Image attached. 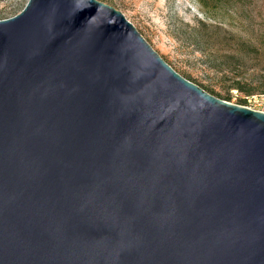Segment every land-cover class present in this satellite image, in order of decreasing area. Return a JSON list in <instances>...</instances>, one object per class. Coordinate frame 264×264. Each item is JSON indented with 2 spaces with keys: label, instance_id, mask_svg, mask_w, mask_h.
I'll return each mask as SVG.
<instances>
[{
  "label": "water",
  "instance_id": "1",
  "mask_svg": "<svg viewBox=\"0 0 264 264\" xmlns=\"http://www.w3.org/2000/svg\"><path fill=\"white\" fill-rule=\"evenodd\" d=\"M0 264H264V112L111 6L27 0L0 20Z\"/></svg>",
  "mask_w": 264,
  "mask_h": 264
},
{
  "label": "rangeland",
  "instance_id": "2",
  "mask_svg": "<svg viewBox=\"0 0 264 264\" xmlns=\"http://www.w3.org/2000/svg\"><path fill=\"white\" fill-rule=\"evenodd\" d=\"M97 1L120 11L169 66L206 92L244 107L245 97L264 95V0ZM26 2L0 0V20Z\"/></svg>",
  "mask_w": 264,
  "mask_h": 264
},
{
  "label": "built area",
  "instance_id": "3",
  "mask_svg": "<svg viewBox=\"0 0 264 264\" xmlns=\"http://www.w3.org/2000/svg\"><path fill=\"white\" fill-rule=\"evenodd\" d=\"M249 109L255 110V107L259 106L256 111L264 112V95H253L245 97Z\"/></svg>",
  "mask_w": 264,
  "mask_h": 264
},
{
  "label": "trees",
  "instance_id": "4",
  "mask_svg": "<svg viewBox=\"0 0 264 264\" xmlns=\"http://www.w3.org/2000/svg\"><path fill=\"white\" fill-rule=\"evenodd\" d=\"M203 1H204V0H199V2H200L201 5H204V2H203ZM181 76H182V75H181ZM183 77H184L185 79H187L188 81H190V82L193 83V81H192L189 77H187V76H185V75H183ZM243 85H245V84H243V82H241V81H239V80H236V81L234 82V87H236V89H239V90L242 89ZM199 87L202 88L203 90H206L205 88H203V87H201V86H199ZM209 94L213 95V93H209ZM213 96H214V95H213ZM216 96H217L218 98H220V99H223V100L229 101V100L227 99V97H221V96H219V95H216ZM250 96H253V95H250ZM241 102H243L245 106L247 105V102H246L245 98H244Z\"/></svg>",
  "mask_w": 264,
  "mask_h": 264
}]
</instances>
